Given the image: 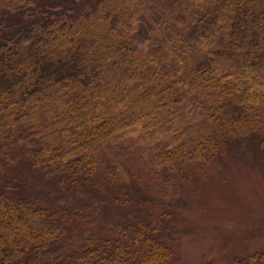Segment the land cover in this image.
Masks as SVG:
<instances>
[{
	"label": "trees",
	"instance_id": "1",
	"mask_svg": "<svg viewBox=\"0 0 264 264\" xmlns=\"http://www.w3.org/2000/svg\"><path fill=\"white\" fill-rule=\"evenodd\" d=\"M242 152L264 164V0H0V264H170L128 208Z\"/></svg>",
	"mask_w": 264,
	"mask_h": 264
},
{
	"label": "rangeland",
	"instance_id": "2",
	"mask_svg": "<svg viewBox=\"0 0 264 264\" xmlns=\"http://www.w3.org/2000/svg\"><path fill=\"white\" fill-rule=\"evenodd\" d=\"M253 155L227 156L195 180L178 181L167 195L157 190L143 211L129 207L125 216L139 213L163 223L166 241L175 248L170 264H230L262 253L264 164ZM114 216L115 222L126 220L118 211Z\"/></svg>",
	"mask_w": 264,
	"mask_h": 264
}]
</instances>
